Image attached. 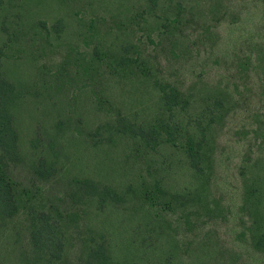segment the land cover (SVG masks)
<instances>
[{
    "label": "rangeland",
    "instance_id": "1",
    "mask_svg": "<svg viewBox=\"0 0 264 264\" xmlns=\"http://www.w3.org/2000/svg\"><path fill=\"white\" fill-rule=\"evenodd\" d=\"M0 51L23 198L0 219V264H97L100 249L113 264H264L245 201L264 166V0H0ZM47 223L56 257L33 243Z\"/></svg>",
    "mask_w": 264,
    "mask_h": 264
},
{
    "label": "trees",
    "instance_id": "2",
    "mask_svg": "<svg viewBox=\"0 0 264 264\" xmlns=\"http://www.w3.org/2000/svg\"><path fill=\"white\" fill-rule=\"evenodd\" d=\"M180 94L175 90L162 89V101L169 110L179 106L184 107V101H179ZM16 102L15 88L6 78L3 71V62L0 51V219L5 222L14 219L20 211L23 198L18 190L17 183L10 176L9 161L17 154L19 142L18 131L15 126L13 109ZM203 140H196L192 135L184 146V152L191 168L198 174H203L201 157L203 156ZM251 167L252 176L246 183V208L252 218L250 232L252 242L259 249H264V166ZM264 174V173H263ZM148 194L146 199L150 200ZM33 243L40 251L56 257L62 245L59 231L47 223L33 233ZM97 264H113L109 256L100 249L96 251Z\"/></svg>",
    "mask_w": 264,
    "mask_h": 264
}]
</instances>
